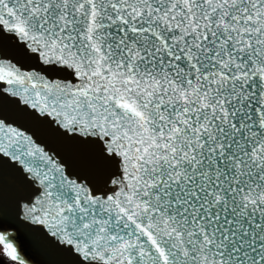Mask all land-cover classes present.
<instances>
[{
  "label": "snow or ice",
  "instance_id": "6c2138e0",
  "mask_svg": "<svg viewBox=\"0 0 264 264\" xmlns=\"http://www.w3.org/2000/svg\"><path fill=\"white\" fill-rule=\"evenodd\" d=\"M0 264H264V0H0Z\"/></svg>",
  "mask_w": 264,
  "mask_h": 264
}]
</instances>
